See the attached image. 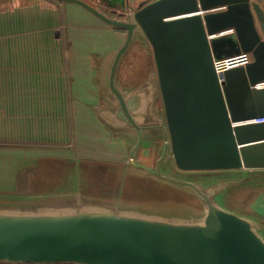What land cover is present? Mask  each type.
Wrapping results in <instances>:
<instances>
[{"label": "water", "instance_id": "water-1", "mask_svg": "<svg viewBox=\"0 0 264 264\" xmlns=\"http://www.w3.org/2000/svg\"><path fill=\"white\" fill-rule=\"evenodd\" d=\"M57 1L80 5L125 33L109 67L112 108L101 117L120 132L126 124L134 142L127 162L79 157L78 176L69 172L67 182L52 190H44L46 181L34 174L23 192L16 190V178L0 181V264H264V213L253 203L250 209L259 216L221 202L234 186L264 188L258 178L264 171V121L252 122L264 118L260 0L144 1L128 19L109 17L86 0ZM134 43L150 45L155 68L141 85L124 90L118 70ZM241 52L252 61L216 73L214 60ZM148 129L164 139L155 168L137 160ZM54 168L61 174L69 164ZM169 169L201 174L202 181L172 176ZM129 172L190 190L203 214L124 206ZM95 181L109 186L90 187Z\"/></svg>", "mask_w": 264, "mask_h": 264}, {"label": "crops", "instance_id": "crops-1", "mask_svg": "<svg viewBox=\"0 0 264 264\" xmlns=\"http://www.w3.org/2000/svg\"><path fill=\"white\" fill-rule=\"evenodd\" d=\"M76 10L74 4L59 1L0 0V141L15 143L0 144V181L13 182L26 168L24 163L44 174L60 171L51 169V164H69L75 178L79 157L128 161L134 135L126 132V124L120 125L126 131L120 132L101 117L102 111L112 108L108 73L124 33L91 13L76 15ZM138 51L150 52L146 55L150 75L155 68L152 50L140 47ZM130 65L123 60L118 70L117 81L124 90L149 77L133 80L130 83L137 85L128 87V80L136 77L130 75ZM157 134L162 139L160 156L164 139ZM150 145L145 140L142 147ZM28 168L29 181L36 172ZM258 178L264 180V171ZM252 203L264 213V190Z\"/></svg>", "mask_w": 264, "mask_h": 264}, {"label": "rangeland", "instance_id": "rangeland-1", "mask_svg": "<svg viewBox=\"0 0 264 264\" xmlns=\"http://www.w3.org/2000/svg\"><path fill=\"white\" fill-rule=\"evenodd\" d=\"M74 5L76 7H79V5ZM78 9L79 10H76V15L80 12L84 13L85 11H83L81 7H79ZM85 12L87 13L88 11L86 10ZM80 26L84 29L83 25ZM139 48L140 47H137L134 50H131V55L127 58L128 60H132V62L134 61V64L137 65L136 67H139L138 69L134 70V72L136 71L134 75L136 77L134 79L130 78L131 80H128L130 82H133V80L134 82H137L142 78L145 79V76L149 75L148 72H146V69L148 68V66H150L151 62L148 58H146V55L148 57L150 52L149 54L142 53L138 51ZM132 51H135L137 54ZM175 170L176 169H169L168 171L172 176H176L179 173L177 174ZM68 173L69 170L66 169L61 172V174L57 175H55L56 173L54 171L53 173L48 174H44L42 172L33 173V176L35 178H37L38 176L46 181L45 183L40 185L44 190H52L53 188H58L62 186V184L67 182ZM179 175L195 181H202L201 178L203 177V175L201 174ZM90 183H93L94 186H97L102 185L101 183L103 182L95 181ZM69 184L71 185V182H69ZM122 191L123 195L121 196V200L124 206L136 207L144 212L177 216L185 214L197 216L203 214V209H201L202 204L199 198L193 195L190 190L177 185L175 186L174 184L158 179L152 175L145 174L144 172H141V174L137 172H129L127 175L124 189ZM221 202L223 204L224 198ZM224 204L230 209L237 210V205H234L235 203L231 205V203L224 202ZM252 215L259 216L254 212H252Z\"/></svg>", "mask_w": 264, "mask_h": 264}, {"label": "flooded vegetation", "instance_id": "flooded-vegetation-1", "mask_svg": "<svg viewBox=\"0 0 264 264\" xmlns=\"http://www.w3.org/2000/svg\"><path fill=\"white\" fill-rule=\"evenodd\" d=\"M86 1L88 3H90L91 5H93L94 7H96L97 9H99L100 11H102L103 13H105L106 15H108L109 17L118 18V19H128L129 15H131V13L133 12L132 10L136 9L140 3L144 2V1L150 2L152 0H129V1L125 0L124 2H121V1L116 2V1H112V0H102V2H98L96 0H86ZM115 4L117 6L113 9L108 7L110 5H115ZM79 7H81V6L79 5ZM81 9H83V11L84 10L86 11V9H84L83 7H81ZM88 13H89V11H88ZM117 31L120 33H124L122 30H117ZM137 45H138V47H142L141 44L137 43ZM145 47L151 48L150 45H147V44L145 45ZM131 50L132 49L130 47L129 51L123 57L122 61L124 60L126 62L128 60L127 58L130 57V51ZM132 52H135V51H132ZM128 63H129V65L131 64L130 67L133 69V72L130 73V75L132 76L136 73V71L134 72V70L138 69L139 67H136L137 65L134 64V61L132 62V60H128L127 64ZM149 70L150 69L148 67L146 69V72H148V74H149ZM129 80H131V79H129ZM136 85L137 84L130 83V81H128V84H127L128 87L136 86ZM153 132H154L153 130L144 131V134L142 136L143 142L146 140V141L151 142L152 145H150L148 148H144L141 146V148L137 152V160H139L141 163H143L149 167L155 168L156 164H157V160L159 158L158 157L159 156L158 148L161 146L160 143H161L162 139H161V136H159L157 133H155V132L153 133ZM155 144H156V146H155ZM142 145H143V143H142ZM145 152H147V154H145ZM101 184L102 185H98V186H101L104 188L109 186V182L108 183H101Z\"/></svg>", "mask_w": 264, "mask_h": 264}, {"label": "trees", "instance_id": "trees-1", "mask_svg": "<svg viewBox=\"0 0 264 264\" xmlns=\"http://www.w3.org/2000/svg\"><path fill=\"white\" fill-rule=\"evenodd\" d=\"M50 2L58 3L57 0H49ZM263 1V7H264V0ZM141 44L142 47H145V45H149L148 43H138ZM138 47L137 43H134L131 46V49H135ZM151 51V49L149 48ZM0 144H15V143H7L0 141ZM19 145V144H16ZM31 170V168H23L18 172L17 175V182H16V188L19 191L25 190L27 188L28 183V173ZM264 190L263 187H252L249 185H240V186H234L230 188L227 193L224 196V202L225 203H231L234 205H237V211L241 214H252V211L250 209V205L252 201L255 199L257 194L262 192Z\"/></svg>", "mask_w": 264, "mask_h": 264}, {"label": "built area", "instance_id": "built-area-1", "mask_svg": "<svg viewBox=\"0 0 264 264\" xmlns=\"http://www.w3.org/2000/svg\"><path fill=\"white\" fill-rule=\"evenodd\" d=\"M223 9V8H220ZM233 32L232 29L224 32V33H231ZM252 55L250 53H244L241 52L238 55L221 59V60H214V68L218 75L223 74L226 70L238 67V66H244L247 65L252 61ZM259 87H264V82L259 85ZM264 118L253 120L252 122H263Z\"/></svg>", "mask_w": 264, "mask_h": 264}]
</instances>
